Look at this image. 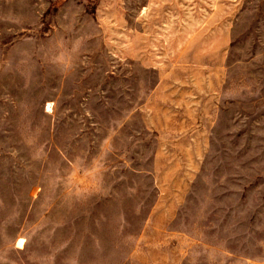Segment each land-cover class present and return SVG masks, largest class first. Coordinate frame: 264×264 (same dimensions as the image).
Instances as JSON below:
<instances>
[{"label": "rangeland", "instance_id": "obj_1", "mask_svg": "<svg viewBox=\"0 0 264 264\" xmlns=\"http://www.w3.org/2000/svg\"><path fill=\"white\" fill-rule=\"evenodd\" d=\"M0 264H264V0H0Z\"/></svg>", "mask_w": 264, "mask_h": 264}]
</instances>
